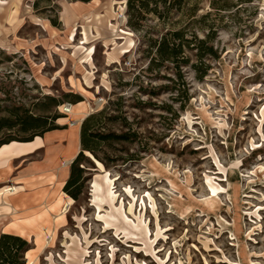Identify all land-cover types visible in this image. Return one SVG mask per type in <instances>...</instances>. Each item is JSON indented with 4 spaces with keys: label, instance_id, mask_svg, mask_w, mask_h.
Segmentation results:
<instances>
[{
    "label": "rangeland",
    "instance_id": "rangeland-1",
    "mask_svg": "<svg viewBox=\"0 0 264 264\" xmlns=\"http://www.w3.org/2000/svg\"><path fill=\"white\" fill-rule=\"evenodd\" d=\"M188 3L176 19L191 44L173 63L157 54L161 21L130 25L127 0H0V143L32 137L29 114L60 116L15 159L54 171L0 180V192L19 184L0 237L30 243L25 264H264V0ZM212 23L215 54L199 59L193 34ZM102 112L75 200L68 157Z\"/></svg>",
    "mask_w": 264,
    "mask_h": 264
},
{
    "label": "trees",
    "instance_id": "trees-1",
    "mask_svg": "<svg viewBox=\"0 0 264 264\" xmlns=\"http://www.w3.org/2000/svg\"><path fill=\"white\" fill-rule=\"evenodd\" d=\"M188 2L189 0H128L127 2V13L130 25L141 28L148 16H153L158 21H161L166 32L163 34L161 40L158 41L157 54L162 61L178 63L180 60H185L186 58L184 48L185 46H190L191 40L185 39L187 30L183 26L180 27L181 21H177L179 19H176V15L184 16L190 11ZM177 25L179 27L175 28ZM207 30L208 35L205 39H198L197 35L193 34V39L198 40L201 45V52L198 55L199 59L215 54L210 42L212 39L211 35L215 34L218 30L216 23L208 25ZM103 113L87 117L82 125L80 131L81 152L74 159L71 167V175L64 186V192L72 199L77 200L79 196V191L75 189V186L80 182L84 173V169L78 166L83 153L86 152L92 157L98 158L94 142L99 139L100 135L93 133L92 128ZM59 118L60 116L49 118L29 114L22 124L26 128H31L33 135L19 142H32L36 137H42L46 132L60 129V127L52 125L50 128L42 131L49 119L54 123ZM6 121L9 122V120ZM117 138L128 140L129 137L128 135H121L117 136ZM14 141L16 140H8L0 143V148ZM31 250L30 243L26 239L13 234H3L0 237V264H25V256Z\"/></svg>",
    "mask_w": 264,
    "mask_h": 264
},
{
    "label": "crops",
    "instance_id": "crops-1",
    "mask_svg": "<svg viewBox=\"0 0 264 264\" xmlns=\"http://www.w3.org/2000/svg\"><path fill=\"white\" fill-rule=\"evenodd\" d=\"M52 132H56V131H52ZM52 132H49L47 135H49ZM76 143H77L76 148L74 149V151L68 158H73L77 156L78 153L81 151L80 130L76 133ZM41 145H43L42 138L36 137L32 142H26V143L19 144V145H17V143H10V144L2 146L0 148V168L6 167L8 163L9 164L12 163L11 171L0 172V180H4L2 183H6V182L13 183V182L18 181L19 183H22V185H25V183L23 182V179L29 178V177H39V178L43 177V180H45L47 176H49V172L54 171L53 166L55 162L52 161L51 158H48L50 162H44V161L40 162L39 161V162H36L35 167H26V169H24L25 168L24 166L19 167L20 166L19 163L15 162L17 160H20L18 158L24 156L25 154H28V153H31L37 150L38 148H40ZM44 150H47V147H45ZM23 151H25L26 153H23ZM29 170H36V171L29 172ZM17 171H19V173L16 174ZM39 181L40 180H37L36 182L38 183ZM22 200H24V198H20L18 202H21ZM3 234L16 235L15 233H11L9 231L8 232L3 231Z\"/></svg>",
    "mask_w": 264,
    "mask_h": 264
},
{
    "label": "bare ground",
    "instance_id": "bare-ground-1",
    "mask_svg": "<svg viewBox=\"0 0 264 264\" xmlns=\"http://www.w3.org/2000/svg\"><path fill=\"white\" fill-rule=\"evenodd\" d=\"M89 116V115H88ZM87 116V117H88ZM86 117V118H87ZM85 118V119H86ZM84 119V120H85ZM83 120V121H84ZM82 121V122H83ZM81 152V151H80ZM94 157H92V159H93ZM74 161V160H73ZM73 161H72V163H73ZM11 165H12V163H8L7 165H6V167H3V168H0V172H2V171H5V170H8L10 167H11ZM17 186L19 185V184H16ZM17 186H12V187H10L9 188V191H2V192H0V205L2 206V207H5L8 211H10L8 214H9V216H13V215H15L16 214V208L14 207V205H10V204H8V203H6L5 202V198L6 197H8L9 196V194H13V195H15V194H17L18 192H19V189H18V187ZM74 201L71 199V200H69V202H68V204L66 205V207L64 208V211H63V213L62 214H64V212L67 210V209H69L70 208V206H71V204L73 203ZM14 225H16V224H14Z\"/></svg>",
    "mask_w": 264,
    "mask_h": 264
},
{
    "label": "built area",
    "instance_id": "built-area-1",
    "mask_svg": "<svg viewBox=\"0 0 264 264\" xmlns=\"http://www.w3.org/2000/svg\"><path fill=\"white\" fill-rule=\"evenodd\" d=\"M59 109H60L62 114L68 116L70 113L71 104H65V105L61 106Z\"/></svg>",
    "mask_w": 264,
    "mask_h": 264
},
{
    "label": "water",
    "instance_id": "water-1",
    "mask_svg": "<svg viewBox=\"0 0 264 264\" xmlns=\"http://www.w3.org/2000/svg\"><path fill=\"white\" fill-rule=\"evenodd\" d=\"M127 2H128V0H127ZM127 7V6H126Z\"/></svg>",
    "mask_w": 264,
    "mask_h": 264
}]
</instances>
